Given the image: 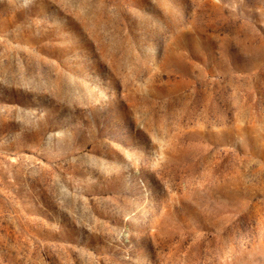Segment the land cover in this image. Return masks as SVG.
Returning a JSON list of instances; mask_svg holds the SVG:
<instances>
[{
    "label": "rangeland",
    "instance_id": "obj_1",
    "mask_svg": "<svg viewBox=\"0 0 264 264\" xmlns=\"http://www.w3.org/2000/svg\"><path fill=\"white\" fill-rule=\"evenodd\" d=\"M0 264H264V0H0Z\"/></svg>",
    "mask_w": 264,
    "mask_h": 264
}]
</instances>
